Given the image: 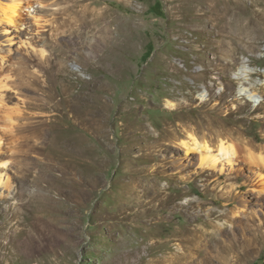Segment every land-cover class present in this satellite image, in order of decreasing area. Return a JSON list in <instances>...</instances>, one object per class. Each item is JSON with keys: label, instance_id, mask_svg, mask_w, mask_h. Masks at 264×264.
<instances>
[{"label": "rangeland", "instance_id": "obj_1", "mask_svg": "<svg viewBox=\"0 0 264 264\" xmlns=\"http://www.w3.org/2000/svg\"><path fill=\"white\" fill-rule=\"evenodd\" d=\"M94 1L0 33V264H264L263 0Z\"/></svg>", "mask_w": 264, "mask_h": 264}, {"label": "bare ground", "instance_id": "obj_2", "mask_svg": "<svg viewBox=\"0 0 264 264\" xmlns=\"http://www.w3.org/2000/svg\"><path fill=\"white\" fill-rule=\"evenodd\" d=\"M42 1L43 0H39L38 5L34 6L30 0H0V33L2 34V32H5L4 36H7L12 31L14 32L16 30H19V32H22L20 30V26L22 25L25 26V29H24L25 31L27 30V27L29 26L31 29L40 28V32H37V33H41L42 31L41 28H44V25L41 22V19L43 18L41 14L44 12V9H43L44 7L41 6ZM84 1L85 0H70L69 5L67 6L65 5L66 6L65 8L63 7L64 12L61 14V15L63 14L67 15L66 17L64 16L61 17L60 13L57 12L59 15L58 16L55 15V19L61 18V21L59 23L57 22L58 26H56V28L66 26L68 30H74L75 26L79 25L84 28V32L81 31V34L88 35L90 32H92L94 30V27L97 25V21L100 18V16L97 14L98 12L97 10H94V9L92 10L89 8V5L92 2H95L94 0H91L87 4H83L82 2ZM226 3L228 5L235 4L234 0H227ZM248 5L251 7L250 3ZM25 10H27V12L24 13ZM217 10L218 8L215 9L216 12H218ZM256 11H254L252 7L249 9V12L252 14H255ZM219 13L224 14L223 7L219 9ZM250 13H249V16L252 15ZM28 14H30L31 17L27 16ZM262 15L264 16V13ZM85 44L91 45L92 43L85 42ZM239 92L240 94H243V90L242 91L240 90ZM189 140L191 141V143H186V146L190 144L193 148L195 149L201 148V149H204V151L206 152L204 156L201 157V162L203 160L204 163L210 166H213V167L217 166L218 157L209 153V150H210L209 144H207L206 142L200 143L195 137H192V136H189ZM219 151H222V154H225V155L228 153L233 154V149L230 148V146H224L223 142L219 143Z\"/></svg>", "mask_w": 264, "mask_h": 264}]
</instances>
